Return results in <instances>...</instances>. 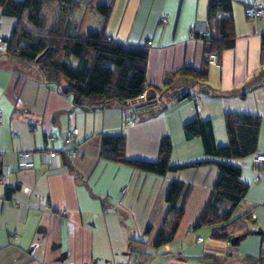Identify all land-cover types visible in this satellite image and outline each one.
I'll return each instance as SVG.
<instances>
[{
	"label": "crops",
	"instance_id": "1",
	"mask_svg": "<svg viewBox=\"0 0 264 264\" xmlns=\"http://www.w3.org/2000/svg\"><path fill=\"white\" fill-rule=\"evenodd\" d=\"M231 1L234 45L220 53L218 66H207L210 88L231 96L203 93L195 79L178 76L171 79L176 88L161 96V111L147 105L85 111L34 72L12 69L0 55V170L8 169L7 182L0 181V264H264V162L254 160L255 154L264 155V0ZM76 2L70 26L76 33L103 31L114 42L147 48L148 94L179 68L202 69L206 44L200 33L208 28L209 0ZM107 3L111 10L104 17L96 7ZM253 4L263 13L252 19L244 8ZM14 24L0 8L4 41ZM71 62L76 66L75 58ZM183 94L189 96L178 99ZM229 112L260 117L254 154L220 158L204 153L200 137H184L183 126L198 118L209 121L215 147L225 146ZM70 123L78 129L75 156L64 144ZM102 135H123L131 160L155 161L160 139L168 136L170 164L208 163L164 175L145 172L100 158ZM23 151L32 153L33 167L19 165ZM45 151L58 153L53 167L44 161ZM216 163L248 186L223 229L227 237H237L235 245L215 237L216 226L192 227L216 181ZM172 181L187 187L181 196L184 214L174 238L156 247ZM8 188L15 190L6 198ZM227 206L222 203L220 211Z\"/></svg>",
	"mask_w": 264,
	"mask_h": 264
},
{
	"label": "trees",
	"instance_id": "2",
	"mask_svg": "<svg viewBox=\"0 0 264 264\" xmlns=\"http://www.w3.org/2000/svg\"><path fill=\"white\" fill-rule=\"evenodd\" d=\"M78 6L76 0H0L3 16L15 20L10 37L4 41L5 47L0 55L5 56L6 64L20 73H35L46 85H52L63 96L70 98L74 108L97 110L121 105L137 107L140 105L157 106V111L165 108L160 103L164 92L176 88L172 78L186 76L195 79L203 93L212 96H231L213 91L207 83L209 65L204 59L202 69L179 68L165 77L162 86L156 87L147 101L129 106L127 100L140 95L147 87L145 83L146 47L123 45L101 32L88 31L76 33L70 28L73 22L71 13ZM96 10L107 17L111 3L99 4ZM231 0H209L207 9L208 36H201L206 44L205 57L215 52L217 58L223 50L233 47L235 42L234 24L231 15ZM221 13L226 15L219 17ZM264 47V37H262ZM71 58L77 60L73 66ZM158 94V99L155 97ZM183 94L180 98L188 97ZM240 97L244 94L240 93ZM227 144L215 147L209 121L196 118L183 126L186 139L198 136L202 140L204 153L220 158L240 159L256 152L260 117L238 112L224 114ZM171 140L163 136L159 143L158 157L155 161L131 160L125 156L123 135L101 136L100 158L130 166L145 172L164 175L168 172L195 168L208 161L170 164ZM218 175L204 203L199 216L192 226L194 229L205 225L216 226L217 230L226 228L232 210L244 198L248 186L237 177L227 174L218 163ZM1 167V162H0ZM15 189L8 188L5 197ZM187 187L179 181H172L166 192L167 215L160 228L154 246L170 242L176 233L184 214V199ZM226 202L227 209L220 211ZM149 227L146 228V232ZM216 230V231H217ZM214 232L215 237H219ZM264 244V233H260ZM222 238L231 240L226 234Z\"/></svg>",
	"mask_w": 264,
	"mask_h": 264
},
{
	"label": "built area",
	"instance_id": "3",
	"mask_svg": "<svg viewBox=\"0 0 264 264\" xmlns=\"http://www.w3.org/2000/svg\"><path fill=\"white\" fill-rule=\"evenodd\" d=\"M244 13L247 17L249 18H258L262 15L263 13V7L259 4H253L250 6H246L244 8ZM161 20L163 22H165L166 18L162 17ZM201 36H208L209 35V31L208 30H204L201 31L200 33ZM108 40H110V38H107ZM4 44V40L0 37V45ZM207 63L209 65H213V66H218V58H217V54L215 52L208 54L205 57ZM147 91L144 90L140 95H138L137 97L133 98V99H129L127 100V104L129 106H133V105H138L141 103H144L147 101ZM155 97L158 99V94L156 93ZM195 99V98H193ZM2 122V117L0 114V125ZM78 132L77 126L74 123H70L69 127L67 128L66 132H65V136H64V144L70 146L67 149V153L69 156H75L78 151L76 149V145L73 143L74 141V136H76ZM44 156V161L48 164H50L52 167L54 166L51 162L52 158L59 156L58 153L54 152V151H45L42 153ZM254 160L257 162H264V155L263 154H255L254 155ZM19 165L21 167H25V168H31L34 165L33 162V158H32V153L29 151H23L19 154ZM8 170L7 168H5L4 170L2 169L1 171V176H0V181L6 183L7 182V176L5 174V171ZM65 211H61V214H65ZM216 234L219 237H222L225 235L224 230H217ZM198 241L202 240V238L198 237L197 239Z\"/></svg>",
	"mask_w": 264,
	"mask_h": 264
},
{
	"label": "water",
	"instance_id": "4",
	"mask_svg": "<svg viewBox=\"0 0 264 264\" xmlns=\"http://www.w3.org/2000/svg\"><path fill=\"white\" fill-rule=\"evenodd\" d=\"M0 172H1V170H0ZM236 240H237V237H232V239L230 241L231 245H235Z\"/></svg>",
	"mask_w": 264,
	"mask_h": 264
},
{
	"label": "rangeland",
	"instance_id": "5",
	"mask_svg": "<svg viewBox=\"0 0 264 264\" xmlns=\"http://www.w3.org/2000/svg\"><path fill=\"white\" fill-rule=\"evenodd\" d=\"M5 46H4V44L3 45H0V49H3Z\"/></svg>",
	"mask_w": 264,
	"mask_h": 264
}]
</instances>
